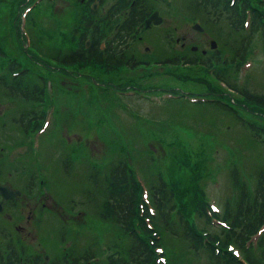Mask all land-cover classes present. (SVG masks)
<instances>
[{
  "label": "rangeland",
  "instance_id": "obj_1",
  "mask_svg": "<svg viewBox=\"0 0 264 264\" xmlns=\"http://www.w3.org/2000/svg\"><path fill=\"white\" fill-rule=\"evenodd\" d=\"M166 1L167 3L164 4L160 0L148 1L149 6H157L156 8L159 9V23H161L157 27L150 28L151 30L148 29L149 31H143L140 37H133L135 40L132 44L137 45L136 49L140 52L138 54L140 58L143 59L152 53L165 55L169 52V46L173 50L181 51L182 48L189 46L197 51L203 50L205 52L210 50L209 48H213L211 45L208 46L210 39L215 40L217 47L220 45L218 37L224 36L222 33L217 35L216 32H221L220 29L209 27L201 14L188 11L185 7L187 0H165L164 2ZM250 1L254 3L255 0ZM71 6L72 3L69 0H0V48L6 52L4 55H0V76L5 75L4 79L8 78V72L3 65L6 57L11 56L19 59L20 64L27 65L37 72H42L45 79L42 80V84L45 86L53 84L49 80L53 81L54 84L61 85L63 91L55 89L53 96L54 110H56L55 119L60 121L54 129L53 135L55 136L57 133L59 134L58 137H63L62 140L66 139L71 143L73 142L77 145L78 150V154L74 153L72 156L73 167L70 170L72 173L70 175L62 172L59 167V160L56 164L57 159L54 156V159L48 158L45 165L40 164L41 169L39 172L37 171V174L42 183L33 188L34 197H31L29 193L21 194L15 208L10 207L1 210L0 226H6L8 228L7 230L4 227L6 231H13L21 244L29 250L28 253H33L35 250L40 252V257L45 255L46 258L47 254L53 255L57 252H63L71 244L72 240L68 234L62 242L59 241L55 244L54 238H51L52 232L55 236L57 226L61 223L66 229L72 228L79 232L76 233L77 238L71 246L74 247V251L82 250L86 246L90 233H98V228H96L98 218L95 214L96 204L92 205V196L96 199L99 197V191L94 185L89 184L81 176L80 165L83 168L86 163L85 160L82 164V154H88L89 159L96 161L100 172L103 171L113 155L114 146L116 147L113 141L110 142L108 136L116 135L119 138V147L126 159L127 166L130 171L133 169L134 175L141 180L139 194L142 199L149 183L147 175L149 173L141 167L146 159L150 161V166H155L153 167L155 171L161 172L166 185L170 186L173 193L176 194L177 204H184L189 208L186 213L189 223L195 225L199 230L214 234L216 236L215 242L220 239L222 242L221 235L214 229L215 223L213 226V224L203 221L198 210L205 209L211 216H214L216 213L212 211L219 209L217 212H220L225 200L234 201L237 191L236 187L230 183L229 178L231 160L240 163H238L239 172L245 180V184L252 183V177L248 175L252 172L254 164L264 161V147L254 140L249 145H244L245 138L250 139V132L246 125L236 119L233 114L212 104L190 103L181 97L184 103L183 106H178V100H171L172 103L169 104L167 101L159 103L146 97L125 96L118 90L130 87L152 96L158 91L168 89H173L174 92L179 93L188 92L189 95H214L212 93H225L227 89L212 77V68L202 70L200 62H195L190 66L175 63L173 68H171L172 66L167 68L164 64L161 67L149 63L148 67L147 65L146 67L142 66L144 68L142 72L136 73H132L135 69L140 70L136 66L130 69L124 67L121 77H119L120 80L124 81L120 83L123 86L111 87V94H109V97L116 99L118 104L106 99L103 94L101 95V88L92 85L91 102L100 115L103 124L100 126H96L94 123L85 124L82 119L81 105L76 111L77 114L74 110L75 103L78 101L76 98L79 97L77 94L84 91L86 82L98 80L99 76L93 74L102 70L101 65L93 62L91 66L93 65L95 71L89 69L91 66L86 63L74 68V71L62 70L63 72L54 66H50V64L55 65L56 63L50 58L52 54L50 52H54L55 46L59 43H65L62 36L57 32L58 28L54 25V19H51V16H55L52 11L56 9V14H59L67 8L70 9ZM78 6L84 9L87 7L85 3ZM259 9L264 11V6H259ZM75 13L76 11L71 16L65 31H70V28L74 27L72 22H76ZM21 15L24 16L25 21L23 23H21ZM194 19H198L202 30L196 31L194 29L192 24ZM80 23L82 24V21ZM26 37L30 41L27 51L23 46ZM227 37L221 38V40H228L229 37ZM31 39L35 45L31 43ZM256 43L258 42L255 41L251 47L256 48V51L249 52L243 60L244 62L240 64V67L245 68V70H240L234 74L238 85L251 91L264 93V61H261V50ZM46 47H52L51 51ZM28 52L39 57L40 60L35 61L29 57L30 53ZM43 62L47 64L44 65ZM70 66L74 67V65ZM186 69H189L188 73ZM75 71L85 73L77 74ZM143 71H150V76L143 77ZM200 72L207 75L210 83L192 80V76L201 77L198 75ZM86 78L89 80L87 81ZM209 84L217 90H211ZM1 86L0 84V146L4 143L7 146L3 147L0 153V165L2 163V166L3 164L11 166L7 169L12 172L11 169L15 170L22 163H26L25 154L22 155L25 146L23 142H17L19 140L15 138L17 124L8 123L6 117L16 118L19 112L30 107V104L20 100L11 92L3 94ZM230 94L236 96V102L232 101V104L242 117L257 119L259 123L264 122V107L243 99L239 94ZM223 100L230 101L232 99L230 96L228 98L225 93ZM119 105L127 106L131 111L124 107L125 112L119 109ZM92 116H94L92 112L86 114V118ZM178 120L185 122L186 126L177 123ZM104 124L106 127L103 128ZM47 135L50 136L48 132ZM30 167L26 168L30 169ZM77 167L79 169H76ZM27 171L29 170H23V172ZM51 173L54 176L55 184H50L46 178ZM59 177H61V181H59ZM57 181L58 184H56ZM191 186L195 189L196 205H188L186 202L193 192ZM91 187L92 191H90ZM21 203L28 204L23 212H19ZM36 203L39 206L38 212L50 213L54 218L58 216L60 223L58 221L55 223L50 216H43L44 214L39 215V218L32 215L33 206ZM211 205L215 206L216 209H213ZM29 207H31V211H29ZM197 208L199 209L197 210ZM42 218L46 220V223ZM99 223L101 226L103 222L99 221ZM45 224L48 225L49 230L45 228ZM14 225L21 228L17 230ZM102 233L97 234L96 239L104 237L106 241L109 237V231L104 228ZM141 234L145 237V234L142 232ZM4 240L0 237V243ZM15 244L17 243L15 242ZM163 246L165 261L168 262L170 258L172 259L169 264H204L208 258L204 250H200L196 258L190 254L191 250L185 253L182 240L178 239V236L177 238H166ZM215 251L220 255L224 254L220 250ZM95 253L97 252L95 251ZM238 256H240L239 253ZM99 264H105V262Z\"/></svg>",
  "mask_w": 264,
  "mask_h": 264
},
{
  "label": "trees",
  "instance_id": "obj_2",
  "mask_svg": "<svg viewBox=\"0 0 264 264\" xmlns=\"http://www.w3.org/2000/svg\"><path fill=\"white\" fill-rule=\"evenodd\" d=\"M69 1L72 3L70 9L67 8L59 12V14H56V9L52 11L55 16H51V19H54V25L58 28L57 32L62 36L65 43H59V45L55 46L54 52H50L52 53L50 58L56 62L55 65L50 64V66H54V68L63 72L62 70L74 71V68L86 63L90 66L93 62L101 65L102 70L93 74L99 76L98 80L88 81L89 79L86 78L88 81L86 82V88L84 91H81L80 94H77L79 97L76 98L78 101L75 103L74 107L75 113L77 114L76 111H78L81 105L82 119L85 121V124L89 125L94 123L96 126H100L103 124V121L91 102L92 85L99 87V89L101 88V95L103 94L106 99L118 104L116 99L109 97V94H111V87L123 86V84L120 83L124 81L120 80L119 77H121V72L124 70V67L129 69L133 68L139 61L133 58V53L127 50L126 45H122L125 42L124 37L133 30V25L140 19L141 15L146 13L149 0H135L131 11L126 18L123 19L117 32L113 38L107 42L103 49L97 48L96 44L98 37L102 33L100 26L101 24L106 26L110 24L115 18L114 11L120 2L118 3V1H116L111 4L105 14L99 18L96 10L89 7V2L91 0L85 1V5L87 6L86 9L81 7L76 8L79 5V0ZM121 1L122 4L126 3L124 0ZM260 4H263L261 0H255L254 3L250 0H187V6L185 7L188 11L201 14L209 27L220 29L221 32H216L214 29L217 35H220V33L224 35L223 37L217 36L220 40V45L218 47L215 45L205 52L191 50L189 46L182 48L181 51L173 50L169 46V52L165 55H155L152 53L143 59L136 56L140 58V61H142L145 67L146 65L148 67L150 63L151 65H160L161 67L162 64L165 66L168 64L169 66H167V68L171 66V68H173L175 63H188L193 65L194 58H198L202 70L205 68H212V77L224 81L223 86L227 89L225 93L227 97L229 98L230 96L232 100H230L231 102L223 100L225 93L214 92L212 93L214 95H206L215 97V100L197 101L194 103L212 104L233 114L236 119L246 125V128L250 132V139L245 138L244 145H249L250 142L254 140L257 144L264 147V122L261 121L259 123L257 119L258 122L255 119H246L240 116L232 104V101L236 102V96L230 94H239L243 99L264 107V93L248 90L246 87L238 85L235 80V74L238 72V62L249 53L255 41L258 42L256 44H258L261 53L264 54V11L259 9ZM75 11L80 22L82 21V25L74 26L70 28V31H65ZM246 12L247 14L249 12V21L244 29L243 21ZM87 27L91 28V31L88 32L89 44L87 47H83L82 40L86 35ZM225 37H227L228 40H221V38ZM31 43L35 45L33 39H31ZM46 48L50 51L52 49V47ZM0 55H3L1 49ZM29 57L35 61L40 60L38 59L39 57H36L32 53L29 54ZM181 57L183 59L179 62ZM19 63V59L12 58L11 56L6 57L5 64L3 65L4 68L8 71L15 70L17 73L8 75L6 79H4L5 75L0 76V84L2 85V91L11 92V94L16 95L20 100L30 104V107L19 112L15 120L17 124L15 128V138L19 140L17 142H23L27 145V118L40 116L42 109L40 104L44 99L42 84L44 77L42 72H37L27 65H24V69L20 71L18 66ZM42 64L46 65L47 63L43 62ZM70 65H74V67ZM92 66L89 69L95 71ZM189 69H186L187 73ZM142 70L135 69L132 73L142 72ZM84 73L85 72H78L77 74ZM150 74V71H143L142 76L148 77ZM198 75L201 77L192 76V80L197 82L201 80L203 83L209 82V78H207L205 73L200 72ZM174 76L176 78L175 74ZM209 86L211 90H217V88L211 86V84H209ZM179 88L181 87L179 86ZM55 89L63 91L61 85L55 84ZM65 89L67 90V87ZM65 89L64 92H66ZM168 90L173 91V89ZM175 93L176 96L168 98L162 103L167 101V104H169L172 103L170 102L171 100H178L177 105L183 106L184 100H182V98L189 102L184 96V92ZM219 99L223 102H220ZM37 103L39 106L36 105ZM119 107V109L126 112L124 107L121 105H119ZM88 112H92L94 116L86 118ZM55 115L56 110L53 111L51 130L60 122L55 119ZM36 123L37 120L35 121V124ZM177 123L186 126V123L181 120H178ZM104 127H106L105 124L103 125V128ZM108 139L110 142L113 141L116 147L114 146L113 155L108 160L104 170L100 172L96 161L89 159L88 154L82 153H80L82 154V164L85 160L86 163L83 168L81 165L80 167L82 170V178L84 177L89 184H92V186L94 185L99 191L98 199L92 196V205L96 204L95 214L98 218V220H96V228H98L97 234H103L102 232L104 228H106L109 231V237L106 241L104 237H98L96 239V232H91L87 238L86 246H84L82 250L74 251V247L71 246V244L75 242L77 238L76 233L78 234L79 232L74 231L72 228L66 229L64 226H57V239L62 241L66 234H68L72 241L66 250L57 252L53 255L50 264H86V261L95 254V251L99 253L100 251H105V249L106 255L103 261L105 264H155L153 262L154 252L152 244L160 243L163 245L166 238H177V236L178 239L182 240L185 253L191 250L190 254L196 258L200 250L206 252L208 258L204 264H242L230 251L225 250V244L228 243L234 244V246L241 250L243 260L248 262V264H264V228L259 232L254 246L250 243L248 246H244V240L247 239L248 235L255 231L257 226L264 224V161L254 164L252 172L248 175L252 177V183L245 184V180L239 172V162L237 163V161L231 160L229 178L230 183L236 187L237 192L234 201L228 202L225 200L222 205L221 218L227 222L228 226H218L217 228V233H219L223 239L222 242H220V248L221 252L224 254L220 255L213 250L210 244L203 245V243H201L199 237V232L201 231L195 225L189 223L186 214L189 208L184 204H177L176 194L173 193L170 186L166 185L164 178L160 174L161 172L159 170L155 171L153 168L155 166H150V161L146 159L143 165L141 164V167L149 173L147 174L149 181L147 192L149 202L153 206L154 211L150 213L145 204H141L143 205L142 208L144 207L143 214L150 219L149 226L144 223L142 216L138 214L140 210L138 209L140 188L133 177L132 170L130 171L126 164V159L122 154V150H120L118 143L119 138L113 135L111 137L108 136ZM6 146V143H4L3 147ZM68 146L70 147L67 148ZM26 148L28 151V162L32 164V155L28 145ZM74 153L76 155L78 154L77 145L66 139L59 141L56 155H59V167L64 174L70 175L71 173L70 170L73 167L72 156ZM148 154L151 153L148 152ZM77 169L79 168L77 167ZM90 191H92V187ZM191 191L193 192L191 196L189 195V199L186 202H188V205H196L197 197L194 194L195 189L192 186ZM198 209L199 208H197V210ZM198 214L199 216H203L205 222L207 221L203 211L198 210ZM99 221L103 222L101 226H99ZM151 230L157 234L158 238L152 237V240H148V236L151 235ZM141 232L145 234V237ZM215 237L214 234L208 235V238L211 240L216 239ZM4 239L0 247V264H39L41 261L40 252L33 250V253H28L27 251L29 250L21 244L18 237L8 233ZM15 242L17 244H15ZM101 245H104L105 249L103 246L102 250L100 248ZM171 262V258L168 262L166 260V264ZM91 264H98V262H91Z\"/></svg>",
  "mask_w": 264,
  "mask_h": 264
},
{
  "label": "flooded vegetation",
  "instance_id": "obj_3",
  "mask_svg": "<svg viewBox=\"0 0 264 264\" xmlns=\"http://www.w3.org/2000/svg\"><path fill=\"white\" fill-rule=\"evenodd\" d=\"M152 27H154V26L153 25H149V28H152ZM133 47L134 48L129 49L134 55L133 58H135L137 60H140V58H137V56H138V54L140 52L138 51L136 53V49H135L137 46L133 45ZM17 117L18 116H16V118L14 117L15 118L14 119V118H10V116H9V117H6V119L9 122H11V123H15L16 124L15 120L17 119ZM36 120H37V117L27 118V121H28V129L26 130L27 141H28L27 145H28V147L30 149L31 155L33 153L31 152V148H30V145H29V131H30L32 125H34ZM57 143H58V139L55 136V138H50V139H47L46 141H44L43 145L45 146L46 150H50L51 148H54V147L56 148L57 147ZM23 144L25 146V151H24V153H22V155L25 154L26 163H22L21 166H18L17 169H15V170L11 169L12 172H9L8 169H7V168H11V166H7L5 164H3V166H2V163L0 165V184H9V187H11L10 190L3 191V193L5 195H7V197L5 198V200L2 203L0 211L1 210H5V208H10V207L11 208H15V206L18 204V201L20 199L19 197L21 196V194L29 193V194H31V197H34L35 194L33 192V188H35L37 186V184H41L42 183V180H41L40 176H38V174H37V171L39 172V169H41L40 164H39V162H38V160H37V158L35 157L34 154L33 155H34L35 158L32 156V164H30L28 162V155H27L28 151H27V148H26L27 145L25 143H23ZM2 149H3V145L0 146V153L2 152ZM55 155H56V151H55ZM47 160H46V162H47ZM56 164H57V161H56ZM28 166H31L30 169L26 168ZM20 170L22 171V174H21ZM23 170H29V171L23 172ZM2 173L5 174V177H3ZM46 178H48L50 184H55L54 183V176H53L52 173L49 175V177L46 176ZM12 188H16V189H12ZM47 196H49V195H47ZM0 200H1V195H0ZM20 205H21V207H20L21 210H19V212H23L24 209H26L27 206H28V204H23V203H21ZM38 207L39 206H38L37 203L33 206L32 215H36L38 217L39 215H43L44 214L43 216L46 215V216H50L51 217L50 213L38 212ZM30 209H31V207H29V211H31ZM42 219L46 223V220L44 218H42ZM14 226H15V228L17 230H19L21 228V227L16 226V225H14ZM4 227L8 230V228L6 226H0V237L1 238H6L8 233L10 235L15 236V233H13V231L12 232L11 231H6Z\"/></svg>",
  "mask_w": 264,
  "mask_h": 264
},
{
  "label": "water",
  "instance_id": "obj_4",
  "mask_svg": "<svg viewBox=\"0 0 264 264\" xmlns=\"http://www.w3.org/2000/svg\"><path fill=\"white\" fill-rule=\"evenodd\" d=\"M194 27H196V28H198V29H199V27H197V26H194ZM210 44H211V45H213V42H212V41H210ZM4 189H5V190H7V188H6V187H5Z\"/></svg>",
  "mask_w": 264,
  "mask_h": 264
}]
</instances>
